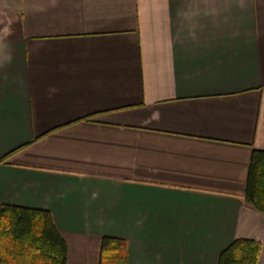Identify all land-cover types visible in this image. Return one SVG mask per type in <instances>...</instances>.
Returning a JSON list of instances; mask_svg holds the SVG:
<instances>
[{
	"label": "crops",
	"instance_id": "0c3cea01",
	"mask_svg": "<svg viewBox=\"0 0 264 264\" xmlns=\"http://www.w3.org/2000/svg\"><path fill=\"white\" fill-rule=\"evenodd\" d=\"M264 0H0V203L51 213L67 264H218L260 244Z\"/></svg>",
	"mask_w": 264,
	"mask_h": 264
},
{
	"label": "trees",
	"instance_id": "16d2710c",
	"mask_svg": "<svg viewBox=\"0 0 264 264\" xmlns=\"http://www.w3.org/2000/svg\"><path fill=\"white\" fill-rule=\"evenodd\" d=\"M245 200L264 213V150H255L249 167ZM261 246L235 240L218 264H257ZM68 246L51 213L0 203V264H67ZM100 264H128L126 241L104 237Z\"/></svg>",
	"mask_w": 264,
	"mask_h": 264
}]
</instances>
